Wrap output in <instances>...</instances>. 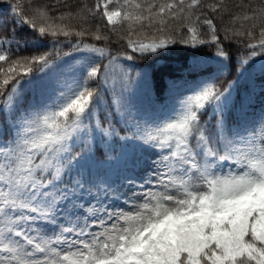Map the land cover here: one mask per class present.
I'll use <instances>...</instances> for the list:
<instances>
[{
  "label": "snow or ice",
  "instance_id": "6c2138e0",
  "mask_svg": "<svg viewBox=\"0 0 264 264\" xmlns=\"http://www.w3.org/2000/svg\"><path fill=\"white\" fill-rule=\"evenodd\" d=\"M0 3V264H264V0ZM113 35L115 54L84 39ZM177 44L216 59L186 65L150 121L122 61Z\"/></svg>",
  "mask_w": 264,
  "mask_h": 264
},
{
  "label": "trees",
  "instance_id": "16d2710c",
  "mask_svg": "<svg viewBox=\"0 0 264 264\" xmlns=\"http://www.w3.org/2000/svg\"><path fill=\"white\" fill-rule=\"evenodd\" d=\"M11 3L15 4L16 0H10ZM122 3L123 0H120ZM207 2H212V0H207ZM238 0H229V3H235ZM245 3H248L249 0H244ZM253 3H258L259 0H252ZM33 3L39 4H48L50 6L56 7L58 10L53 12L52 15L58 16L60 12L67 11L62 5H57L56 0H33ZM67 3L71 4L73 8L78 7L81 3V0H67ZM89 6L94 5L95 0H87ZM21 10L31 16V12H29V0H20ZM116 4L110 5V8L116 7ZM8 5L6 3H0V15H3L5 19L11 20V14L7 12ZM73 24L76 21H72ZM117 32L121 34H127L125 31V25H117L115 26ZM186 31V30H184ZM22 36H27L31 39L32 33L31 30L27 27L24 32L21 33ZM223 35V33H221ZM258 36V32L256 33ZM133 39L136 37L133 36ZM61 40L64 38L61 37ZM76 38L73 37V40ZM89 43H96L98 46H104L108 44L111 48L113 54L117 52V50L121 49L122 45H125L124 41L117 42L116 36L113 35L110 41H95L90 36H86L84 38ZM255 42V41H253ZM45 46L40 48V51L50 50L51 39L49 38L44 42ZM225 45L229 42L225 41ZM15 51V46H13ZM66 51L67 48L65 47ZM232 56H243L246 55L251 50L244 47L243 44L237 45L235 41L232 42V47L227 49ZM130 52L131 50L128 49ZM197 49H192L185 45H174L169 50H166L159 59H155V54L149 55L147 58L135 59L133 61H122L125 63L133 76V84L131 86V90L129 93V98L131 102L135 105V107L139 110L140 114L150 121L158 122L160 119L167 117L172 114L175 101L170 98V93L168 88L172 85L173 80H176L179 85H183L184 81L179 79L180 77H187L188 73L185 70L186 65H191L196 60H200L202 62H211L216 59L215 57V46L214 45H204L202 46V54L198 56H193L192 53L196 52ZM19 56H31L35 53V50L32 48H25L23 46V40L21 41V48L16 53ZM139 56V54H136ZM261 62V57L258 56L254 59L255 67H259ZM139 74V75H138ZM140 76L144 78L141 79ZM223 79V78H222ZM182 91H186V89H181ZM259 109V104H257V110ZM103 119V116H101ZM115 119V117H113ZM117 128L120 125H116ZM123 134V133H121ZM98 145L101 149L107 147V145L103 142L102 139L98 137L97 139ZM130 145V144H129ZM128 145V146H129ZM119 143L116 145V155H119Z\"/></svg>",
  "mask_w": 264,
  "mask_h": 264
},
{
  "label": "rangeland",
  "instance_id": "374dc122",
  "mask_svg": "<svg viewBox=\"0 0 264 264\" xmlns=\"http://www.w3.org/2000/svg\"><path fill=\"white\" fill-rule=\"evenodd\" d=\"M127 151L129 153V157L133 156V155H137L139 154L142 149L139 148L138 146L134 145V144H130L128 147H127ZM231 168V164L230 163H226L223 165V171L225 173H227L229 171V169Z\"/></svg>",
  "mask_w": 264,
  "mask_h": 264
}]
</instances>
